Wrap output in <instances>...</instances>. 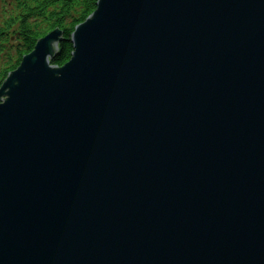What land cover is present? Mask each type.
I'll return each mask as SVG.
<instances>
[{"label": "water", "instance_id": "water-1", "mask_svg": "<svg viewBox=\"0 0 264 264\" xmlns=\"http://www.w3.org/2000/svg\"><path fill=\"white\" fill-rule=\"evenodd\" d=\"M0 88V264H264V0H99Z\"/></svg>", "mask_w": 264, "mask_h": 264}, {"label": "trees", "instance_id": "trees-1", "mask_svg": "<svg viewBox=\"0 0 264 264\" xmlns=\"http://www.w3.org/2000/svg\"><path fill=\"white\" fill-rule=\"evenodd\" d=\"M12 11L0 26V88L16 71L37 42L55 30L63 33L54 67H64L72 57V35L97 10L99 0H3Z\"/></svg>", "mask_w": 264, "mask_h": 264}, {"label": "rangeland", "instance_id": "rangeland-1", "mask_svg": "<svg viewBox=\"0 0 264 264\" xmlns=\"http://www.w3.org/2000/svg\"><path fill=\"white\" fill-rule=\"evenodd\" d=\"M11 11L12 8L9 3L0 0V26L3 24V21L9 17Z\"/></svg>", "mask_w": 264, "mask_h": 264}]
</instances>
